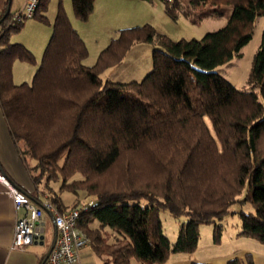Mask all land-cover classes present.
<instances>
[{
    "label": "trees",
    "instance_id": "16d2710c",
    "mask_svg": "<svg viewBox=\"0 0 264 264\" xmlns=\"http://www.w3.org/2000/svg\"><path fill=\"white\" fill-rule=\"evenodd\" d=\"M61 1L32 81L14 80L16 60L37 62L29 47L11 40L25 20L14 21L11 10L0 18V107L36 187L45 182L60 211L66 206L51 182L95 198L78 226L103 264L166 263L174 253H192L204 223L214 224L220 243L221 221L237 202L255 207L239 210V236L264 244V29L248 80L252 89L215 70L241 55L264 15V0H187L203 15L223 5L233 10L225 26L201 38L174 40L150 23L121 28L93 65L85 63L88 45ZM72 3L86 21L96 0ZM48 6L42 0L35 15L46 23ZM139 42L153 46L152 70L141 80L104 79ZM162 210L187 217L176 241L164 230ZM226 264L256 262L248 252Z\"/></svg>",
    "mask_w": 264,
    "mask_h": 264
},
{
    "label": "rangeland",
    "instance_id": "374dc122",
    "mask_svg": "<svg viewBox=\"0 0 264 264\" xmlns=\"http://www.w3.org/2000/svg\"><path fill=\"white\" fill-rule=\"evenodd\" d=\"M61 0H49V6L47 11L42 10L49 17L47 23H43L42 37H33L32 32L28 36L32 41H37L41 44L35 45L33 51L36 55L37 62L29 63V69L34 72L40 65L43 52L41 47L49 41L52 33L49 35V28L53 30V23L58 12V7ZM66 9L72 24L77 26L75 28L80 32H83L82 37L88 45L89 55L85 59V63L93 65L99 53L112 39V36L118 34L119 29L124 27H130L135 25H143L146 23L152 24L157 31L167 34L174 40L181 38H201L207 32L216 31L227 23L229 16L232 13L233 8L229 5H223L220 10L210 14L203 15L200 11H195L188 4L187 0H170L171 4H174L176 10V17H173L166 10V0H96L95 8L89 19L86 21L80 20L76 17L72 0L61 1ZM15 5L13 7V10ZM20 10V9H19ZM87 23V24H84ZM264 29V15H260L257 18L255 30L252 39L243 46L241 55H235L229 61L218 65L215 70L219 71L230 81H232L237 87L244 89H252L251 83H249V76L252 68L253 58L258 50ZM26 29H22L20 32L13 34L12 41L22 37L25 34ZM48 35V36H47ZM139 50L138 55L129 53L126 57V63L121 68H112L105 71L102 74L104 79L111 78L115 81H129V80H141L144 76L150 72L153 68V46L147 42H139L136 44ZM130 62V63H129ZM135 62V63H134ZM125 65V66H124ZM128 65V66H126ZM116 70L118 72H116ZM119 72L121 75H119ZM32 81V77H29ZM20 80V79H19ZM76 177H82L81 174H77ZM40 188L45 189L47 193L52 194V190L49 186L45 185V182L39 184ZM61 181L51 182L50 186L53 190H58L62 194L65 200H72L76 198L74 206L82 205L89 202L94 197H87L84 191H81L79 195L69 191L60 189ZM243 197V195L241 196ZM72 206V207H74ZM71 208V207H70ZM255 211L254 205L250 201L237 202L232 207L233 212L226 215L222 219L224 224V234L220 243L214 242V224L204 223L201 225V238L199 241L198 249L191 253V257L196 261L209 262L212 256L224 255L226 261L230 258L240 256L243 248H247L251 252H258V254H264V244L256 238L250 236H238L241 231V218L239 216V210ZM161 217L164 224V230L172 241H176L180 230V225L183 221L187 220L186 216L175 218L168 210L161 211ZM88 235V234H87ZM89 236V235H88ZM90 238V237H89ZM115 240V237L111 238V241ZM91 243V238H90ZM82 264H103L104 257L98 255L92 245L86 246L81 251ZM224 261V262H226ZM155 263V264H168ZM133 264H145L143 260L133 259ZM220 264V263H215Z\"/></svg>",
    "mask_w": 264,
    "mask_h": 264
},
{
    "label": "crops",
    "instance_id": "0c3cea01",
    "mask_svg": "<svg viewBox=\"0 0 264 264\" xmlns=\"http://www.w3.org/2000/svg\"><path fill=\"white\" fill-rule=\"evenodd\" d=\"M25 1L26 0H0V18L5 12H7L9 6L12 13H16L20 11L21 8L24 6ZM14 5L15 8L13 10ZM43 23L46 22H44L38 16L25 19V23L22 28L24 30L26 29L25 34L22 37L18 38L16 42L23 43L27 47H29L32 51H34L35 45L39 46V44H41L42 41H40V43L37 41H32V39L30 40L28 36L32 32L33 37L40 36V38H43L42 30L45 26L43 25ZM75 27L79 29L77 26ZM0 30H1V25H0ZM48 31H50L49 32L50 35L53 30L49 28ZM81 34H83L82 31ZM113 37L115 36H112V38ZM47 43L45 45L43 44V46L41 47V52L44 53ZM105 43L106 45L104 46V48L107 46V42ZM136 46L137 45L135 44L134 47L129 52V53L133 52L134 56L138 55L139 53V50L136 49L137 48ZM126 62L127 61L124 60L122 64L118 66L110 67L106 71L116 67L121 68L123 64H127ZM29 68L30 67L26 61H22V60L15 61L14 80L16 83H21L23 81H30L27 80L29 79L28 76L32 77L31 79H33L36 71L34 72L32 69ZM117 70L116 72H118ZM119 75H121L120 72ZM0 169L5 170L16 184L27 190L31 195H36L37 197H39L40 201L49 199V193H47L45 189L40 188V185L39 187H36L29 170L27 169L26 164L22 159L19 150L16 144L14 143V140L10 133L8 122L3 114L1 107H0ZM59 194L62 196L61 193ZM77 199H78L77 196L76 198L72 200L70 199L68 201L63 198L66 209H69L70 207L74 206V203L76 202ZM33 200L35 203L42 205L41 203H39V201L35 199ZM24 212L25 211L23 209L20 210L15 209L14 203L7 193L6 186L0 181V264H42L44 262V259L46 258L49 249L53 244L56 235V228L54 225L53 215L49 210H45L43 219L40 222V226L43 232L41 238L39 240H36L34 243L28 245L25 249H15L12 247L17 219L18 217L22 216ZM93 226L98 227L99 222L97 221L94 222ZM83 249H81V251ZM248 252L251 251H249L247 248H243L242 252H240L241 254L239 255L240 257H244ZM252 254L254 256V260L256 264H264V254H260V253L258 254V252L255 251L252 252ZM223 257L224 255L217 254L215 256H212L209 262L213 264L215 263L226 264V262L229 259L226 261V258ZM81 261H82V256H81ZM193 261L196 260H194V258L191 257V253H174L171 255L170 259L167 262H169L168 264H192Z\"/></svg>",
    "mask_w": 264,
    "mask_h": 264
},
{
    "label": "built area",
    "instance_id": "2783aa9c",
    "mask_svg": "<svg viewBox=\"0 0 264 264\" xmlns=\"http://www.w3.org/2000/svg\"><path fill=\"white\" fill-rule=\"evenodd\" d=\"M41 1L26 0L21 10L13 14V20L22 21L34 17ZM0 181L6 186L15 209L25 211L17 219L12 247L25 249L39 240L43 233L40 222L45 210H49L53 215L57 236L54 247L42 264H82L81 249L90 244V238L78 226V220L82 210L93 205L95 199L60 211L50 199L44 200L42 205L35 203L28 191L16 184L3 169H0Z\"/></svg>",
    "mask_w": 264,
    "mask_h": 264
},
{
    "label": "water",
    "instance_id": "95a60500",
    "mask_svg": "<svg viewBox=\"0 0 264 264\" xmlns=\"http://www.w3.org/2000/svg\"><path fill=\"white\" fill-rule=\"evenodd\" d=\"M9 11H10V6L8 7V9H7V12H6V13H8ZM56 236H57V232H56V235H55V238H54L53 244H52L51 248L49 249V251H48V253H47L46 257L49 255V253L51 252L52 248H53V247H54V245H55Z\"/></svg>",
    "mask_w": 264,
    "mask_h": 264
}]
</instances>
